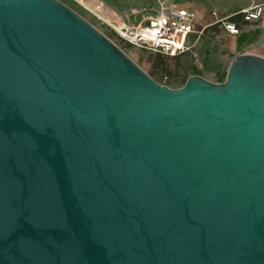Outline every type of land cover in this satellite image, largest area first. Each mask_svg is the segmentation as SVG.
<instances>
[{"label":"water","instance_id":"water-1","mask_svg":"<svg viewBox=\"0 0 264 264\" xmlns=\"http://www.w3.org/2000/svg\"><path fill=\"white\" fill-rule=\"evenodd\" d=\"M0 264H264V55L157 81L63 0H0Z\"/></svg>","mask_w":264,"mask_h":264},{"label":"crops","instance_id":"crops-1","mask_svg":"<svg viewBox=\"0 0 264 264\" xmlns=\"http://www.w3.org/2000/svg\"><path fill=\"white\" fill-rule=\"evenodd\" d=\"M63 1L70 4L67 0ZM70 1L90 10L98 17L103 15L102 5L104 3L111 6L117 14L124 11L122 0ZM170 1L181 6L192 7L196 11L195 32L191 33L189 37L192 48L191 52H188L187 60H190L191 66L197 69L196 73L199 75L215 81H223L230 62L236 55L244 52H255L264 55V15L257 19L244 20L242 14L239 13L240 10L264 0ZM214 9H217L222 15L234 14L232 18L238 23L240 31L231 33L222 24L215 23L212 15ZM136 10L134 8L129 13L133 15ZM170 56L174 57V55ZM199 57L203 58V62L197 64L196 60Z\"/></svg>","mask_w":264,"mask_h":264},{"label":"rangeland","instance_id":"rangeland-1","mask_svg":"<svg viewBox=\"0 0 264 264\" xmlns=\"http://www.w3.org/2000/svg\"><path fill=\"white\" fill-rule=\"evenodd\" d=\"M173 1L177 2L179 0ZM67 2L71 4L69 5L72 8L77 10L92 24L109 36L135 62H137L160 83L166 84L170 87H180L185 83L186 79L190 75L198 74L196 73L197 69L191 66L190 60H187L188 54L191 52L192 48L189 43V37L191 33L195 32L194 23L196 19V11L194 8L171 3L170 0H122V6L124 7L123 12L117 14L111 6L104 3L102 5L103 15L98 17L90 10L84 9L82 6L75 4L70 0H67ZM134 8L137 10L133 13V15H131L129 11ZM172 8H188L194 13L193 28L187 36L186 49L175 54L174 57H171V54L163 51H152L141 45L131 43L127 39L123 38L117 30L113 28V26L120 27L123 25L136 27L139 23L148 19L156 18ZM201 36H203V34H201ZM201 62H203V58L199 57L196 60V63L200 64Z\"/></svg>","mask_w":264,"mask_h":264},{"label":"built area","instance_id":"built-area-1","mask_svg":"<svg viewBox=\"0 0 264 264\" xmlns=\"http://www.w3.org/2000/svg\"><path fill=\"white\" fill-rule=\"evenodd\" d=\"M82 1V0H80ZM244 20L257 19L264 15V1L252 4L239 11ZM215 23H220L231 32L238 33L240 27L232 18L234 14H220L212 11ZM194 13L188 8H172L162 15L139 23L136 27L113 26L129 42L141 45L152 51H163L175 55L186 49V39L193 28Z\"/></svg>","mask_w":264,"mask_h":264}]
</instances>
